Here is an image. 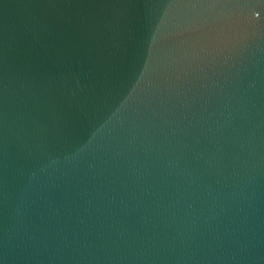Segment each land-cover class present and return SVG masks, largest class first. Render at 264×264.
Wrapping results in <instances>:
<instances>
[{
    "label": "water",
    "instance_id": "water-1",
    "mask_svg": "<svg viewBox=\"0 0 264 264\" xmlns=\"http://www.w3.org/2000/svg\"><path fill=\"white\" fill-rule=\"evenodd\" d=\"M0 264H264V0H0Z\"/></svg>",
    "mask_w": 264,
    "mask_h": 264
}]
</instances>
